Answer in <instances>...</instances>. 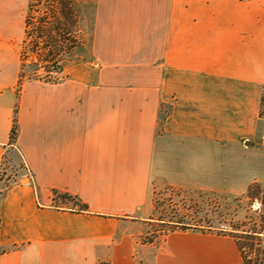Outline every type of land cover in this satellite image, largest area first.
Instances as JSON below:
<instances>
[{
  "label": "crops",
  "instance_id": "1",
  "mask_svg": "<svg viewBox=\"0 0 264 264\" xmlns=\"http://www.w3.org/2000/svg\"><path fill=\"white\" fill-rule=\"evenodd\" d=\"M30 2L0 0V264H245L230 236L142 238L158 183L264 186V0H88L66 78L18 96Z\"/></svg>",
  "mask_w": 264,
  "mask_h": 264
},
{
  "label": "trees",
  "instance_id": "2",
  "mask_svg": "<svg viewBox=\"0 0 264 264\" xmlns=\"http://www.w3.org/2000/svg\"><path fill=\"white\" fill-rule=\"evenodd\" d=\"M37 2L40 3L42 0ZM37 2L31 0L26 16L25 39L20 51L18 96L26 80L46 83L62 82L66 78L64 67L69 61V56L76 48L82 47L86 43L81 25V13L74 0H46L44 4L46 10L44 11L38 10L40 4ZM16 138L17 123L15 119L11 130V142L14 143ZM263 192L264 186L255 182L249 186L245 195L252 201H260L259 196ZM261 202L264 205V194ZM186 217L188 218L189 214L186 213L184 217H179L173 211L167 216L168 219L165 215H159L158 220L162 225L173 226L170 231L165 232L164 237L175 231L196 230L207 233L199 230L200 221L191 224ZM154 233L153 236H155ZM217 234L234 238L245 264H264L262 232H242L240 229L233 228ZM6 251L7 249H0V254Z\"/></svg>",
  "mask_w": 264,
  "mask_h": 264
},
{
  "label": "rangeland",
  "instance_id": "3",
  "mask_svg": "<svg viewBox=\"0 0 264 264\" xmlns=\"http://www.w3.org/2000/svg\"><path fill=\"white\" fill-rule=\"evenodd\" d=\"M33 1L37 2L38 0ZM45 1L37 2L40 4L38 10H46ZM74 1L81 10L88 3V0ZM76 56V52L69 56V65L76 60ZM261 118L264 124V102ZM13 169V164L7 157L4 160L1 173V180L4 186H10L17 179L16 175L18 176V173ZM173 189L164 183H158L154 186V213L148 222L149 232L142 238L144 243H149L152 240L160 241L164 238L165 232L170 231L173 226L162 225L158 218L162 214L168 219L167 216L172 211L179 217H184L186 213L189 214V217L186 218L191 224L200 221L201 227H199V230L218 233L237 228L242 232H262L261 236L264 238V205L261 202L264 192L259 196L260 201H252L246 195L243 197H232L216 193ZM54 199L56 201L54 205L58 206L70 205L72 201L75 202V200L67 196L58 197L56 194H54ZM74 207L77 208L76 206ZM153 232H155V236L152 235Z\"/></svg>",
  "mask_w": 264,
  "mask_h": 264
}]
</instances>
